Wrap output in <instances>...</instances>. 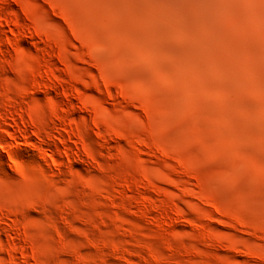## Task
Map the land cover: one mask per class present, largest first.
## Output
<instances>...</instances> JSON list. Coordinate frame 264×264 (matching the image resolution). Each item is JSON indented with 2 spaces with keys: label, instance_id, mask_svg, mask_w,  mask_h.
Here are the masks:
<instances>
[{
  "label": "rangeland",
  "instance_id": "rangeland-1",
  "mask_svg": "<svg viewBox=\"0 0 264 264\" xmlns=\"http://www.w3.org/2000/svg\"><path fill=\"white\" fill-rule=\"evenodd\" d=\"M0 264H264V0H0Z\"/></svg>",
  "mask_w": 264,
  "mask_h": 264
},
{
  "label": "bare ground",
  "instance_id": "bare-ground-1",
  "mask_svg": "<svg viewBox=\"0 0 264 264\" xmlns=\"http://www.w3.org/2000/svg\"><path fill=\"white\" fill-rule=\"evenodd\" d=\"M9 136H10V137H13V135L10 134V133H9ZM2 151H3V150H2ZM12 151H13V150H12ZM3 152L5 153V151H3ZM7 154H8V153H7ZM55 158H56V154H52V159L55 160Z\"/></svg>",
  "mask_w": 264,
  "mask_h": 264
}]
</instances>
